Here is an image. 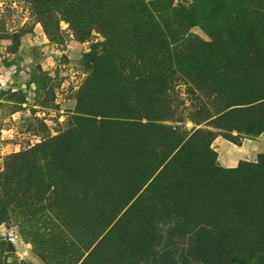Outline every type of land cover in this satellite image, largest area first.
I'll use <instances>...</instances> for the list:
<instances>
[{
	"label": "trees",
	"instance_id": "16d2710c",
	"mask_svg": "<svg viewBox=\"0 0 264 264\" xmlns=\"http://www.w3.org/2000/svg\"><path fill=\"white\" fill-rule=\"evenodd\" d=\"M26 1L100 38L64 127L7 156L5 193L51 197L86 244L71 264H264V152L225 167L212 145L264 133V0Z\"/></svg>",
	"mask_w": 264,
	"mask_h": 264
},
{
	"label": "rangeland",
	"instance_id": "374dc122",
	"mask_svg": "<svg viewBox=\"0 0 264 264\" xmlns=\"http://www.w3.org/2000/svg\"><path fill=\"white\" fill-rule=\"evenodd\" d=\"M44 22L47 30L28 1L0 0V171L8 155L64 127L87 74L83 53L100 38L76 39L59 16ZM191 30L206 38L199 27ZM176 88L187 107L195 101L187 85ZM194 125L186 120L187 127ZM223 140L229 142L214 139L217 152ZM236 146L237 151L227 149L236 162L254 160L264 152V133ZM5 191L0 186V264H71L78 258L86 244L63 231L50 196L14 199Z\"/></svg>",
	"mask_w": 264,
	"mask_h": 264
},
{
	"label": "crops",
	"instance_id": "0c3cea01",
	"mask_svg": "<svg viewBox=\"0 0 264 264\" xmlns=\"http://www.w3.org/2000/svg\"><path fill=\"white\" fill-rule=\"evenodd\" d=\"M217 137L215 139H217ZM223 141L226 143L223 145V148H221L217 152V160L219 161V164L222 166H225V167L235 166L237 163L236 158L233 157V153L230 152L229 150L237 151V146L231 142L229 143L225 140H223ZM227 149H229V150H227Z\"/></svg>",
	"mask_w": 264,
	"mask_h": 264
},
{
	"label": "bare ground",
	"instance_id": "6f19581e",
	"mask_svg": "<svg viewBox=\"0 0 264 264\" xmlns=\"http://www.w3.org/2000/svg\"><path fill=\"white\" fill-rule=\"evenodd\" d=\"M230 154V153H229Z\"/></svg>",
	"mask_w": 264,
	"mask_h": 264
}]
</instances>
